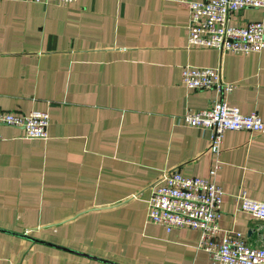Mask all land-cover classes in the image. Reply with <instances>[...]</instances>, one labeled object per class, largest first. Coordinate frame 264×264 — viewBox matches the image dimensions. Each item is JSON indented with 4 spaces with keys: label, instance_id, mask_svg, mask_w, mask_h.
Returning a JSON list of instances; mask_svg holds the SVG:
<instances>
[{
    "label": "crops",
    "instance_id": "1",
    "mask_svg": "<svg viewBox=\"0 0 264 264\" xmlns=\"http://www.w3.org/2000/svg\"><path fill=\"white\" fill-rule=\"evenodd\" d=\"M188 0H0V108L45 110V138L0 125V264H208L199 231L145 219L150 184L175 169L221 190L218 225L264 244V218L237 194L264 200V133L176 121L208 106L212 88L180 81L185 64L218 67L224 94L264 118L258 52L188 46ZM199 1V0H193ZM264 22L244 7L229 22Z\"/></svg>",
    "mask_w": 264,
    "mask_h": 264
},
{
    "label": "built area",
    "instance_id": "2",
    "mask_svg": "<svg viewBox=\"0 0 264 264\" xmlns=\"http://www.w3.org/2000/svg\"><path fill=\"white\" fill-rule=\"evenodd\" d=\"M66 4L72 0H26ZM244 7L264 9V0H199L186 1V43L188 46L215 48L220 52H258L264 45V22L249 20L229 22L232 13ZM180 81L189 89L212 88L217 96L206 107L189 110L176 117L177 122L209 129L207 149L219 151L224 129H246L264 133V118L256 112L243 113L226 102L233 82L221 78L218 67L185 64ZM22 129L26 137L45 138L48 113L30 110L11 112L0 108V125ZM217 164L209 169L210 177L184 175L175 169L159 175L151 184L146 199L145 219L166 230L187 226L199 231L197 246L208 253V264H264V244H253L238 230L218 225L222 190L213 181ZM237 208L252 216L264 218V200L237 194Z\"/></svg>",
    "mask_w": 264,
    "mask_h": 264
},
{
    "label": "water",
    "instance_id": "3",
    "mask_svg": "<svg viewBox=\"0 0 264 264\" xmlns=\"http://www.w3.org/2000/svg\"><path fill=\"white\" fill-rule=\"evenodd\" d=\"M170 170H172V169H170Z\"/></svg>",
    "mask_w": 264,
    "mask_h": 264
}]
</instances>
